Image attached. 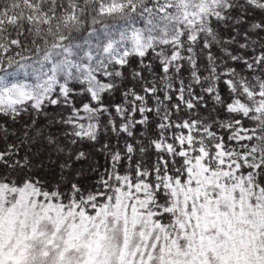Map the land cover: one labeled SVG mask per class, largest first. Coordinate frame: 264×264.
Returning <instances> with one entry per match:
<instances>
[{
	"label": "snow or ice",
	"instance_id": "6c2138e0",
	"mask_svg": "<svg viewBox=\"0 0 264 264\" xmlns=\"http://www.w3.org/2000/svg\"><path fill=\"white\" fill-rule=\"evenodd\" d=\"M0 264H264V0H0Z\"/></svg>",
	"mask_w": 264,
	"mask_h": 264
}]
</instances>
